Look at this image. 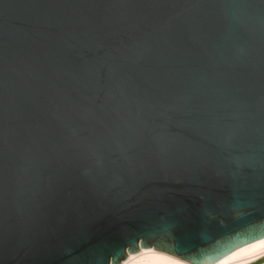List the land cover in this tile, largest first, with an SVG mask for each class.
I'll return each instance as SVG.
<instances>
[{"label": "water", "instance_id": "95a60500", "mask_svg": "<svg viewBox=\"0 0 264 264\" xmlns=\"http://www.w3.org/2000/svg\"><path fill=\"white\" fill-rule=\"evenodd\" d=\"M262 235L264 0H0V264Z\"/></svg>", "mask_w": 264, "mask_h": 264}, {"label": "clouds", "instance_id": "9594fccd", "mask_svg": "<svg viewBox=\"0 0 264 264\" xmlns=\"http://www.w3.org/2000/svg\"><path fill=\"white\" fill-rule=\"evenodd\" d=\"M148 242L146 241V246ZM254 249L260 253H264V235L243 240L241 243L227 252L215 258H208L202 261V264H257L255 260L243 259L244 255L250 250ZM164 256H170L171 253L164 251L161 253ZM157 264H189V261L173 256L172 259L158 261Z\"/></svg>", "mask_w": 264, "mask_h": 264}, {"label": "bare ground", "instance_id": "6f19581e", "mask_svg": "<svg viewBox=\"0 0 264 264\" xmlns=\"http://www.w3.org/2000/svg\"><path fill=\"white\" fill-rule=\"evenodd\" d=\"M162 252L155 251L153 249H141L137 254H128L125 261L121 264H157L158 261H164L172 259L173 256H164ZM246 260H255L259 262L264 259V253H260L254 249H250L243 257Z\"/></svg>", "mask_w": 264, "mask_h": 264}]
</instances>
